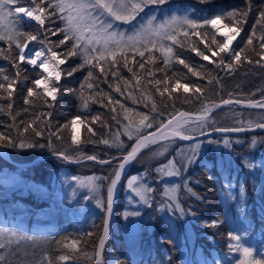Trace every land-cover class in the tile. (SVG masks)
<instances>
[{
    "label": "snow or ice",
    "instance_id": "1",
    "mask_svg": "<svg viewBox=\"0 0 264 264\" xmlns=\"http://www.w3.org/2000/svg\"><path fill=\"white\" fill-rule=\"evenodd\" d=\"M199 2L210 3L211 0H199ZM166 3L168 0H23V3L21 0H0V42L6 45L0 47V59L8 61L14 69L9 74L6 69L0 67V101H7L6 105H0V112L7 111L14 122L10 127L17 129L16 138L0 132V146L18 149L44 148L46 145L39 144L35 138L43 137L45 131H48L47 147L52 149L53 154L58 158L75 163L84 160L93 161L100 165H111L113 161H118L108 176H89L80 181L82 186L88 187L97 194L96 204L104 208L106 213L103 234L98 238L94 254L89 257L87 252L83 253L85 258L91 259L94 264H105L103 250L108 237L114 195L126 166L138 161L144 150L157 145L156 150L151 152L152 157L164 156L169 145L177 138L190 141L195 139L194 133L199 132L200 135H204L203 129L210 120L213 109L233 104L260 109L262 112L258 119L238 120L236 126L214 127L213 131L238 133L264 130V89H259L261 95L259 100L250 97L233 98V94L229 93L228 98H221L218 103L216 101L207 103L205 102L207 97L204 95L208 91L207 88L192 81L181 83L182 79L187 80L185 74L173 72L169 77L165 71L175 62L183 65L192 76L207 79L209 85L220 84L218 77L205 70L203 65L198 68L190 64L186 57L182 58V53L178 49L185 48H190L191 52L200 59L214 63L217 68H223L228 73H234L244 64L264 68V4L257 8L258 15L251 30L242 35L252 12V0H245L243 7L214 13L211 16L194 18L189 14L158 19L151 9ZM142 13L144 17L137 22V17ZM24 18L34 21L37 30L34 32L22 30ZM116 22L129 25L131 30H120ZM220 25L226 31L221 32L218 27ZM217 33L222 39H217ZM208 35H211V40L210 43H204V50L197 46L198 43L203 42L202 40L186 43L193 36ZM51 37L58 39L53 40ZM238 38L239 43L234 47L233 44ZM37 41L41 47L38 50H29V45ZM241 44L243 46H240ZM156 53L159 55L157 56ZM74 58H78L80 62L68 68L62 67ZM158 60H162L163 63V67L156 69L164 73L161 79L155 77L151 67L156 65ZM24 65L39 71H33L31 75L26 74L28 69L22 67ZM122 69H126L131 76H123ZM80 71L86 74L78 88L69 89L61 85L63 78L73 77ZM102 77L103 82L108 83L109 88L115 93L130 99L133 104L142 103L149 111L146 113L127 107L111 93L99 89L97 82ZM109 77L113 83L109 82ZM21 84L25 89L23 103L26 106L34 107L39 103L52 108L61 91H65L76 96L82 111L57 127L55 131L51 130L52 112L50 111L33 114L31 120L20 121L19 125H16V115L12 112L13 100L17 87ZM181 90L184 94V103H191L193 97L201 103L198 113L194 115L190 112L174 111L168 114L166 120L158 119L165 115L162 109L168 107L165 99L173 101L171 107L174 109V101L179 98L176 94ZM94 103L108 108L112 113L111 119L120 125L119 129L110 133V138L99 135L98 130L92 126L99 124L100 128H111L107 120L102 119L101 114L97 113L90 118L85 115L91 112L90 105ZM29 107H25L23 112L28 113ZM81 128L88 134L84 139L81 137ZM149 129L153 130L148 131ZM53 136L61 142H65L67 137V141L70 142L68 146L75 147L77 155H69L66 148L56 149L51 140ZM121 137H127L129 143ZM84 143L103 144L109 149H116L117 155L105 159L95 153L84 154L80 150V145ZM212 143L218 141L210 140L209 144ZM223 143L226 147L231 146L227 138ZM251 143L252 145L257 143L256 136L251 138ZM200 150V143H195L187 150L180 149L165 164L156 167L155 172L165 177H181L182 172H186L196 162ZM245 165L251 167L247 160ZM143 179L139 174L131 176L127 180V187L136 197L148 204L149 194L154 189L147 183H142ZM73 180L79 178L73 177ZM104 181H107L106 198L101 194ZM181 187L190 196L200 199L187 182L182 186L174 184L165 188V195L176 202ZM176 208L180 210L181 215L184 214V209L178 202ZM139 215L137 211L127 212L125 218ZM218 223L219 221L214 220L211 226H216ZM87 235L91 236L92 233ZM229 238L237 242L229 247L241 254L237 264H262L261 260L252 259V249L239 244L241 239L239 235L229 233ZM22 239L23 237L16 231H9L8 228L0 229V264H53V259L48 253L41 255L39 259L29 260L28 253L20 249ZM80 243L76 239L57 241V244L62 249L69 250L71 255L61 254L56 260L63 262L73 259L81 253ZM120 264L124 262L121 261Z\"/></svg>",
    "mask_w": 264,
    "mask_h": 264
},
{
    "label": "trees",
    "instance_id": "2",
    "mask_svg": "<svg viewBox=\"0 0 264 264\" xmlns=\"http://www.w3.org/2000/svg\"><path fill=\"white\" fill-rule=\"evenodd\" d=\"M244 2L245 0H211L210 3H200L199 0H168L165 5L154 8L179 5L188 7V15L191 14L193 17L203 14L211 16L214 13L243 7ZM262 4L264 0H252V12L242 35L251 30L258 15L257 8ZM21 27L28 32L37 30L35 22L27 19H24ZM257 33L259 34V29ZM51 39L55 40L58 37ZM217 39L222 37L217 34ZM198 40L203 42L198 43L197 46L204 50V43H210L211 35L193 36L186 43L191 44ZM237 43L239 38L233 46L235 47ZM0 47L6 45L0 42ZM40 47L38 41L32 42L29 50ZM178 50L182 53V58L186 57L190 64L198 68L203 65L205 70L210 71L220 80V84L209 85L207 79L192 76L183 65L175 62L165 69L169 77L173 72L185 74L187 80L182 79L181 83L192 81L207 88L208 91L204 93L207 97L205 102H219L221 98H228L229 93L233 94V98H261L259 89H264V68L244 64L234 73H228L223 68H217L214 63L200 59L191 52L190 48ZM206 54L211 55L207 52ZM79 62L78 58L70 59L62 67L68 68ZM0 67L6 69L9 74L14 71L10 63L3 59H0ZM22 67L28 69L26 74L29 75L33 71H38L27 65ZM151 67L157 79L163 78L164 73L156 71L157 68L163 67L162 60H158L156 65ZM85 74L84 71L77 72L73 77L63 78L60 83L69 89L78 88ZM121 74L125 77L131 76L126 69H122ZM109 82L113 83L110 77ZM97 83L99 89L111 93L125 106L146 113L149 111L142 103L133 104L130 99L115 93L109 88L108 83L103 82V77ZM176 95L179 98L174 101L175 108L171 107L173 101L165 99L168 107L162 109L165 115L158 119L166 120L169 113L179 110L198 113L201 103L195 97L192 98L191 103H184L182 90ZM24 96L25 89L21 84L17 87L13 100L12 112L16 115V125H19L20 121L31 120L33 114L50 111L52 112L51 130L55 131L57 127L82 111L78 99L71 92L61 91L52 108L39 103L34 107L26 106L23 103ZM6 104L7 101H0V105ZM25 107H29L28 113L23 112ZM90 107L91 112L85 115L90 118L99 113L111 128H100L99 124L92 126L98 130L99 135L110 138V133L119 129L120 125L111 119L112 113L108 108L101 107L99 103L91 104ZM261 112L260 109H249L235 104L225 106L212 113L203 131L212 130L214 127L236 126L238 120L258 119ZM13 123L7 111L0 112V132L16 138V127H10ZM150 130L152 129L148 131ZM87 135L81 128L82 139ZM253 136L257 137L255 145L251 143ZM226 138L231 142L230 147H226L223 143ZM35 139L39 144L46 146L33 149L0 146L7 152L8 157L6 159L0 154V229L8 228L9 231H16L23 237L20 249L28 253L29 260L39 259L41 255L48 253L53 259V264H93V261L85 258L83 253L87 252L89 257L94 254L105 209L93 207V199L89 196L85 199L88 207L82 209L83 198L80 197L79 181L88 176H108L118 161H113L111 165H100L86 160L79 163L68 162L58 158L53 154L52 149L47 147L48 131H45L43 137ZM121 139L129 143L127 137ZM51 140L56 149L66 148L69 155H77V149L68 146L70 142L67 141V137L65 142L57 140L55 136L51 137ZM210 140L218 143L209 144ZM202 141L207 143L201 148L196 162L186 172H182L181 177L164 178L155 172V168L175 156L181 146L190 144L177 139L169 146L164 156L152 157L151 152L157 148V145H153L151 149L144 150L138 161L129 165V170L119 186L109 237L103 250L105 264H120L121 261L124 264H237L241 254L229 247L237 243L229 238V233L239 235L241 237L239 244L252 249V259L261 260L264 264V130L212 134L204 137ZM80 150L84 154L95 153L105 159L117 155L116 149H109L103 144L84 143L80 145ZM246 160L251 167L245 165ZM138 174L144 178L142 183H147L154 189L149 194L148 204L134 197L127 187L128 177ZM73 177H78L79 180H73ZM185 182L197 192L199 200L190 196L183 187L177 194L176 202L165 195V188L174 184L182 186ZM103 183L101 194L106 198L107 181ZM130 199L136 204L131 205ZM177 202L184 209L183 215L176 208ZM74 206L80 212V218L75 222L68 215L69 210ZM133 211L139 212L140 215L126 219L125 213ZM214 220L219 223L211 226ZM88 233L92 235L88 236ZM251 236L255 237V242L250 241ZM73 239L81 242L79 245L81 253L68 261H57L56 257L61 254L71 255V252L62 249L57 241ZM108 249H111L115 255L111 263L106 260Z\"/></svg>",
    "mask_w": 264,
    "mask_h": 264
},
{
    "label": "rangeland",
    "instance_id": "3",
    "mask_svg": "<svg viewBox=\"0 0 264 264\" xmlns=\"http://www.w3.org/2000/svg\"><path fill=\"white\" fill-rule=\"evenodd\" d=\"M174 7V8H173ZM188 7H181V6H179V5H177V6H170V7H162V8H152L151 9V11L154 13V14H156L157 16H158V19H164V18H166V17H169V16H172V15H176V16H184V15H188ZM147 11V10H146ZM204 16H206L205 14H203V15H198V16H194L195 18H199V17H204ZM144 17V14L142 13L141 14V16L140 17H137V22L138 21H140L142 18ZM24 19H27V18H24ZM28 20V19H27ZM137 22H133V23H137ZM116 26L117 27H119L120 28V30H131L130 29V26L129 25H124V24H121L120 22H116ZM221 26V25H220ZM220 26H218L219 28H220ZM213 31H215V30H213ZM221 31V30H220ZM221 32H223V31H221ZM217 34H219V33H217ZM39 49V48H38ZM38 49H36V50H38ZM28 67H31V66H28ZM39 71V70H38ZM195 125H193V127H194ZM206 131H208V130H206ZM199 133V132H198ZM198 133H196V134H198ZM193 135H195V134H193ZM206 137V136H205ZM204 138V137H203ZM203 138H201V139H198V140H194V141H190L189 143L190 144H188V145H184V146H181L180 148H179V150L180 149H185V150H187L190 146H192V145H194L195 143H200L201 144V148L202 147H204L205 146V144L207 143V141H202V139ZM170 146V145H169ZM89 177V176H88ZM131 177V176H130ZM130 177H128V179L130 178ZM162 177H164V178H170V177H165V176H162ZM87 177H84V178H82V179H80V181L81 180H85ZM127 179V180H128ZM80 181H79V187L81 188V193H80V197L81 198H83L82 199V203H81V205L83 206L82 207V209H86L87 207H88V204L86 203V201H85V199L89 196L91 199H93V203H92V206L93 207H97V208H101V207H99V206H97V204H96V198H97V194L95 193V192H92V191H90L89 190V188L88 187H86V186H82L81 184H80ZM126 183H127V181H126ZM130 190V189H129ZM131 191V190H130ZM131 194L134 196V197H136L135 196V193H133V192H131ZM138 200L140 201V199H139V197H138ZM137 200V201H138ZM129 202L131 203V205H135L136 203L135 202H131V199L129 200ZM79 210H77L76 209V207L74 206V208H71L70 210H69V213H68V215H69V218H72V219H75V220H78V218H80V212H78ZM104 215H105V212H104ZM250 241H252V242H255L256 241V239H255V237L254 236H251L250 237ZM108 254H107V257H106V260L109 262V263H111V262H113L114 261V259H115V255H114V253L113 252H110V250L108 249ZM109 256V257H108Z\"/></svg>",
    "mask_w": 264,
    "mask_h": 264
},
{
    "label": "water",
    "instance_id": "4",
    "mask_svg": "<svg viewBox=\"0 0 264 264\" xmlns=\"http://www.w3.org/2000/svg\"><path fill=\"white\" fill-rule=\"evenodd\" d=\"M257 100H259V99H257ZM218 103V102H217ZM236 105V104H235ZM240 106H243V107H245V108H248V107H246V106H244V105H240ZM223 107H225V106H222V108ZM221 109V108H220ZM250 109V108H249ZM217 110H219V109H213V112L212 113H214L215 111H217ZM179 111H184V110H179ZM185 112H189V111H185ZM190 113H192V114H197V113H194V112H190ZM153 130V129H152ZM152 130H150V131H152ZM257 130H260V129H256V130H250V131H245V132H253V131H257ZM219 133H221V132H216V131H213V129L212 130H208V131H204V135H200L199 133L198 134H195L194 136H195V139H193V140H190V141H194V140H198V139H201V138H203V137H205V136H208V135H212V134H219ZM231 133H237V132H231ZM238 133H244V132H238ZM177 140H179V141H181V142H190V141H185V140H180L179 138H177ZM0 150H3L4 152H5V154L4 155H2L3 157H5L6 159H8V157H7V152L3 149V148H1L0 147ZM13 163H15V164H18V163H16V162H13ZM128 167H129V165L128 166H126V169H125V172H124V174H123V176H122V179L124 178V176H125V174H126V172H127V170H128ZM122 181V180H121ZM121 183V182H120ZM119 186H120V184L118 185V187H117V190H116V193H115V195H114V200H113V210H114V205H115V202H116V199H117V196H118V191H119ZM112 210V213H111V215H110V217H109V230H110V227H111V224H112V220H113V215H114V211ZM106 214V213H105ZM104 220H105V215H104V218H103V221H102V225H101V229H100V234H99V237L103 234V224H104ZM109 233V232H108ZM98 237V238H99ZM98 244V239H97V242H96V245ZM93 264H94V262H93Z\"/></svg>",
    "mask_w": 264,
    "mask_h": 264
},
{
    "label": "bare ground",
    "instance_id": "5",
    "mask_svg": "<svg viewBox=\"0 0 264 264\" xmlns=\"http://www.w3.org/2000/svg\"><path fill=\"white\" fill-rule=\"evenodd\" d=\"M220 30H221V31H226V29H224L222 25L220 26ZM0 154L4 155L5 152H4L3 150H0ZM131 164H132V163H131ZM128 170H129V169H128ZM115 206H116V205H115ZM108 237H109V235H108ZM106 242H107V241H106ZM108 257H109V256H108ZM107 262H108V261H107ZM108 263H109V262H108Z\"/></svg>",
    "mask_w": 264,
    "mask_h": 264
}]
</instances>
